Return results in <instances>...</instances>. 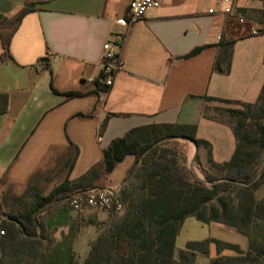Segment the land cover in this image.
<instances>
[{
  "label": "crops",
  "instance_id": "1",
  "mask_svg": "<svg viewBox=\"0 0 264 264\" xmlns=\"http://www.w3.org/2000/svg\"><path fill=\"white\" fill-rule=\"evenodd\" d=\"M26 1L36 3L35 10L22 18L6 56L0 48V95L7 96L0 114V180L18 188L51 185L50 192L65 179L72 182L95 165L102 167L103 150L112 140L158 125H193L196 139L209 144L213 162L231 159L236 142L230 128L206 119L203 111L220 104L206 98L257 100L264 83V0H161L129 27L119 22L131 0H0V15L11 17ZM228 6L232 15L242 16V23L233 16L208 14ZM117 35L124 36L115 50L122 68L106 93L97 92L104 44ZM227 42L233 43L231 62L223 75L213 65L219 46ZM67 93L79 96L67 98ZM177 142L184 148L186 167L201 175L206 150L187 139ZM133 160L125 157L94 187L118 193ZM254 196L257 201L264 197V180ZM37 218L50 245L34 264H69L71 258L81 264L99 233L92 222L106 217L52 201ZM203 225L206 239L247 251V238L234 228ZM234 256L228 250L217 254L213 244L208 247L209 259Z\"/></svg>",
  "mask_w": 264,
  "mask_h": 264
},
{
  "label": "trees",
  "instance_id": "2",
  "mask_svg": "<svg viewBox=\"0 0 264 264\" xmlns=\"http://www.w3.org/2000/svg\"><path fill=\"white\" fill-rule=\"evenodd\" d=\"M36 3L26 1L9 18L0 15L10 30L0 27L2 56L8 54L10 39L22 18L33 12ZM264 33V32H261ZM232 42L219 46L213 71L228 74ZM190 53L186 57L194 55ZM108 87L97 84V92L106 93ZM79 96L67 93L65 97ZM238 108L209 110L203 116L230 128L235 138L231 159L218 164L212 161L210 146L196 139L193 125H158L136 128L111 141L103 150L102 167L95 165L75 181L65 179L47 195L32 193L29 206L21 214L0 215V264H34L38 254L50 243L43 237V227L36 216L40 210L56 200L66 199L75 191L94 188L103 173L109 174L125 157L132 156L118 200L124 211L105 221L92 224L99 233L89 245L81 264H193L196 255L208 258V247L215 246L217 254L228 250L234 257L210 258L209 264H264V197L257 201L254 193L264 180V83L254 103H241L206 98ZM7 96L0 95V114L6 110ZM212 111V113H210ZM106 119L100 124L103 134ZM187 139L195 147H203L206 164L221 174L213 178L205 174L199 180L187 167L186 155H176L167 143ZM193 218L202 224L219 223L234 228L248 240L243 252L237 245L214 239L187 242L174 259L175 240L183 222ZM69 264H76L71 258Z\"/></svg>",
  "mask_w": 264,
  "mask_h": 264
},
{
  "label": "built area",
  "instance_id": "3",
  "mask_svg": "<svg viewBox=\"0 0 264 264\" xmlns=\"http://www.w3.org/2000/svg\"><path fill=\"white\" fill-rule=\"evenodd\" d=\"M160 2L161 0H131L124 19L119 23L129 27L141 21L145 13L148 10L157 9ZM208 14L233 16L239 23L244 21L239 13L232 15L231 7L229 6L220 9H209ZM123 40L124 36L117 35L112 39H108L103 47L100 83L108 87L107 91L111 87L115 74L122 68V60L119 53L115 50L120 48ZM66 201L69 209L75 212L83 209H93L105 213L120 214L124 211L123 205L118 200V193L109 187H94L75 191L68 195ZM0 235H3L2 231H0Z\"/></svg>",
  "mask_w": 264,
  "mask_h": 264
},
{
  "label": "rangeland",
  "instance_id": "4",
  "mask_svg": "<svg viewBox=\"0 0 264 264\" xmlns=\"http://www.w3.org/2000/svg\"><path fill=\"white\" fill-rule=\"evenodd\" d=\"M0 27L6 28V30H10L12 28V25H6L5 20H0ZM209 110L213 109H224V108H238L237 106L230 105V106H224L221 104H215V106H209ZM212 113V111L210 112ZM165 148L167 149H173L176 153V155H183L184 148L181 146L179 142H172L167 143L165 145ZM128 161L123 164L122 168L118 169L112 176V179L117 178L120 173L122 172L123 167L128 165ZM190 171L201 181H204V175L208 174L213 178L220 179L221 174L213 169H210V167L204 163L203 166H201L198 170L201 175L197 174L196 171H194L191 167L189 168ZM62 176H56L58 179L56 182L62 180ZM55 181L53 183H56ZM128 181H126L123 185L127 184ZM122 185V186H123ZM50 186H45L44 184L39 183L35 187H25V188H18L13 185H10L6 182L4 178L0 180V215L1 220H6L7 214H21L26 209V207L29 206V198L28 196L34 192L39 193L40 195L44 196L49 192ZM106 186H98L97 188H103ZM121 187L118 188V191H120ZM53 202L58 203L59 205H64L68 207L67 201L64 198H57ZM96 213H104L105 214V220H107L108 217H112L113 213H105L103 211L96 210ZM37 218V216H36ZM103 220V221H105ZM37 221L39 224L40 220ZM208 236V229L205 225L197 222L193 218H187L179 232V235L176 239L175 243V253L174 258L177 259L178 251L185 249L187 242L192 241H202L206 239ZM2 264H11L8 262H3ZM194 264H209V258L198 255L196 258V261Z\"/></svg>",
  "mask_w": 264,
  "mask_h": 264
}]
</instances>
